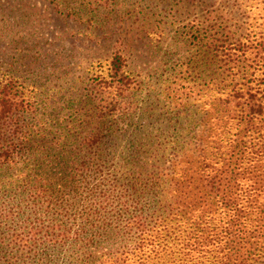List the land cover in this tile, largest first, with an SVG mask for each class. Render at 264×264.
Masks as SVG:
<instances>
[{"label":"trees","instance_id":"1","mask_svg":"<svg viewBox=\"0 0 264 264\" xmlns=\"http://www.w3.org/2000/svg\"><path fill=\"white\" fill-rule=\"evenodd\" d=\"M66 1L92 8L104 0L50 4L58 13ZM204 33L209 37L201 60L192 67L200 62L206 74L192 78L189 73L172 89L164 87L163 100L174 105L163 113L173 136L156 147V175L144 181L135 171L113 173L127 188L128 209L105 211V199L97 203L93 215H100V221L90 227L89 238L85 226L69 240L51 227L30 223L26 234H15L10 252L0 236V264H23L29 255L33 259L25 264H264V34L230 39L208 29ZM188 39L197 45L202 38L196 31ZM124 75L116 54L108 80L96 79L91 100H98L80 128L96 124L97 131L91 129L82 140L94 152L92 163L86 157L78 175L58 176L60 181L85 180L93 165L101 173L99 163L108 157L105 139L116 137V121L131 108L125 99L132 89L122 88ZM34 98L19 77H0V170L14 169L11 177L23 178L37 198L50 185H39L38 176L26 179L19 170L38 164L41 155L35 139L44 129L26 122L37 116ZM131 142L136 151L126 158L143 148ZM91 189L94 200L110 193L99 186ZM136 194L139 198L131 199ZM81 210L83 216L75 217L82 222L92 213ZM53 253L61 255L59 260L46 259Z\"/></svg>","mask_w":264,"mask_h":264},{"label":"rangeland","instance_id":"2","mask_svg":"<svg viewBox=\"0 0 264 264\" xmlns=\"http://www.w3.org/2000/svg\"><path fill=\"white\" fill-rule=\"evenodd\" d=\"M50 1L56 0H0V77L21 79L37 106V116L26 122L44 129L35 139L41 153L38 164L19 170L26 179L38 176L39 185H50L44 196L36 198L23 178L11 177L14 169L0 170V236L8 252L14 249L15 234H26L30 223L51 227L55 235H68L69 240L85 226L84 236L89 238L90 227L100 221V215H93L97 203L105 199V211L128 209L127 188L113 173L135 171L144 181L156 175L160 154L156 147L173 136L163 113L174 105L168 107L163 100L164 87L172 89L189 73L192 78L195 73L206 74L200 62L192 67L201 60L209 37L204 32L208 29L215 37L230 39L264 34V0H104L92 8L66 1L58 13ZM196 31L202 38L197 45L188 39ZM116 54L126 77L122 88L132 89L125 99L131 108L116 121V137L105 139L108 157L99 163L101 173L93 165L85 180L60 181L58 176L78 175L86 157L92 163L94 152L83 147L82 140L91 129L97 131L96 124L80 128L98 100H91L96 79L108 80ZM134 139L143 148L126 158L136 151L130 146ZM165 147L169 152L170 145ZM92 186L110 193L94 200ZM135 198L139 196L131 199ZM82 208L92 214L81 222L75 215L83 216ZM87 245L94 247L91 241ZM60 257L53 253L46 259ZM32 259L24 257L23 264Z\"/></svg>","mask_w":264,"mask_h":264}]
</instances>
